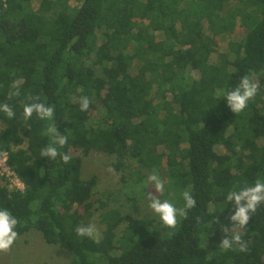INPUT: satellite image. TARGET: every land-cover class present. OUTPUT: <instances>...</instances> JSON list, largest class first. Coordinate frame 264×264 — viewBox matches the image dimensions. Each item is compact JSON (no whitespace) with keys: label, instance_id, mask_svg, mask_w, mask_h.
<instances>
[{"label":"trees","instance_id":"16d2710c","mask_svg":"<svg viewBox=\"0 0 264 264\" xmlns=\"http://www.w3.org/2000/svg\"><path fill=\"white\" fill-rule=\"evenodd\" d=\"M245 75L259 88L233 114L224 95ZM29 95L54 106L51 121L23 118ZM3 103L15 117L0 112V156L23 191L0 177V209L18 238L34 230L74 264H264V205L241 232L246 252L219 248L228 192L264 181V0H0ZM53 123L67 164L39 155ZM92 152L132 172V186L157 170L160 199L183 207L187 190L196 207L174 229L105 211L99 239L77 236L93 216L96 178L82 177Z\"/></svg>","mask_w":264,"mask_h":264},{"label":"clouds","instance_id":"9594fccd","mask_svg":"<svg viewBox=\"0 0 264 264\" xmlns=\"http://www.w3.org/2000/svg\"><path fill=\"white\" fill-rule=\"evenodd\" d=\"M11 88L13 89L11 95L18 96L20 94L18 82L14 81ZM258 88V83L250 75L243 76L238 85L224 95L226 106L233 114L241 113L247 108L249 101L254 99ZM27 99L33 102L26 103L23 107V118L25 120L31 119L33 114L40 120L51 121L53 119L54 106L36 102L39 101V97L29 95ZM90 103L91 101L87 96L81 97L79 101L80 111H88ZM0 112H3L8 119L15 117L14 110L7 103L0 104ZM46 133L53 139L49 145L41 149L40 157L49 160H56L57 157H60L61 161L67 164L71 157L58 151V147L63 148L68 142V137L57 131L55 123L48 126ZM146 185H150L155 193L148 192L149 203L147 207L153 215L158 217L164 229H174L178 224V217L187 219L188 210L196 207V199L187 190L182 193L183 207L178 208L169 200H161L158 194L162 195L164 193L165 182L155 169L147 177ZM225 199L234 208V212L227 218L230 226L222 227L223 239L219 243V248L222 251L237 250L246 252L247 244L242 239L241 232L247 229V225L257 208L264 205V181L256 180L252 186L244 187L238 191H229ZM216 222L218 220L214 217L212 223ZM17 224V218L9 210L0 209V253L8 252L17 240L18 232L15 231ZM75 232L79 237H87L93 240H96L99 236L96 225L92 223L86 226H77ZM209 259H211L210 255Z\"/></svg>","mask_w":264,"mask_h":264},{"label":"rangeland","instance_id":"374dc122","mask_svg":"<svg viewBox=\"0 0 264 264\" xmlns=\"http://www.w3.org/2000/svg\"><path fill=\"white\" fill-rule=\"evenodd\" d=\"M239 32L241 30L234 35ZM223 45L225 47L226 43ZM101 115L102 113L99 112L94 114L92 121H99ZM2 129L3 125L0 123V133ZM113 163V157L94 152L83 158L82 177L87 179L94 176L97 182L96 193L91 199L94 205L93 216L88 220L89 223L96 225L99 232L97 239L106 228L102 222V214L105 211H114L122 216H130L138 220L160 222L147 207L148 192L155 194L151 186L146 185V181L141 186H132L137 184L132 172H118L114 170ZM3 173L0 168V177L4 178L8 188L12 189L10 181L3 176ZM4 184L5 182L0 180V185ZM0 264H74V258L60 247L46 244L40 233L30 230L18 238L8 252L0 253Z\"/></svg>","mask_w":264,"mask_h":264},{"label":"built area","instance_id":"2783aa9c","mask_svg":"<svg viewBox=\"0 0 264 264\" xmlns=\"http://www.w3.org/2000/svg\"><path fill=\"white\" fill-rule=\"evenodd\" d=\"M0 168L1 171L4 172L3 176H5V178L10 181L12 188L23 191L22 183L12 172L9 171L8 167L6 166V155L0 156Z\"/></svg>","mask_w":264,"mask_h":264}]
</instances>
